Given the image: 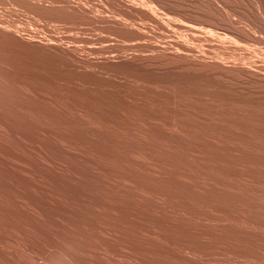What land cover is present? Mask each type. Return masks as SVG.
Instances as JSON below:
<instances>
[{
    "label": "rangeland",
    "instance_id": "374dc122",
    "mask_svg": "<svg viewBox=\"0 0 264 264\" xmlns=\"http://www.w3.org/2000/svg\"><path fill=\"white\" fill-rule=\"evenodd\" d=\"M66 2L83 3L89 24L53 27L0 5V184L75 181L152 250L129 262L264 264V92L253 91L264 50L245 39L262 33L260 4ZM63 36L77 60L41 54L38 39Z\"/></svg>",
    "mask_w": 264,
    "mask_h": 264
},
{
    "label": "bare ground",
    "instance_id": "6f19581e",
    "mask_svg": "<svg viewBox=\"0 0 264 264\" xmlns=\"http://www.w3.org/2000/svg\"><path fill=\"white\" fill-rule=\"evenodd\" d=\"M256 1L257 3L260 4L261 11L264 17V0H256ZM4 3L11 4V6H14L11 7L13 9H15L16 7L20 11H24L25 13L30 12L31 15L35 16L36 18H39V20L44 19L42 21H49L50 22L49 25H52L53 27L56 25L55 23H57V21L59 22L60 20L63 21L62 23H64V21L65 22L69 21L68 24L72 22V25L76 24L78 27V24H85V25L89 24V19L91 18L89 16V10L86 9L84 5H82L83 3L82 4L74 3V7H73V3L66 2V0H61V2L59 3L54 2V0H0V5ZM51 21L52 23L55 22L53 23L55 25H53ZM44 23H45L44 25L48 26L46 22ZM110 24H111L110 30L119 31L120 28H122L121 25L116 21H112L110 22ZM65 25L66 23H64L62 27ZM72 25L69 26L71 27ZM127 34L131 35L132 33L127 32ZM68 39H72V38L69 36H63L62 38L56 39L52 42L48 40L38 39L39 41L38 43L42 44L45 48V49H40L41 54L52 55L56 53H62L77 60L72 54V52L66 46L65 41ZM245 39H247L248 42L256 49L261 48L262 50H264V28L262 29L261 35H259L258 37H255L253 35V37L245 38ZM209 43H210L209 46L214 50L222 51L225 52L226 54H231L230 50L232 46H228V44H230L229 42L211 41ZM232 43L233 42H231V44ZM49 57L54 61H61L56 56H49ZM254 66L256 67L259 66V69H264V62L262 63L260 62L259 65H254ZM208 76H211V74ZM216 81L218 80L216 79ZM259 84H264V80H262L261 83ZM225 86L227 87V85ZM256 88L258 89L253 90L255 93L262 94V92H264V86L261 89L257 85ZM259 95L260 94H258V96ZM262 95L263 96L260 97H263L264 99V94ZM253 96L251 97L252 99L255 97ZM258 96H256L255 98H257ZM261 101L264 102L263 100ZM159 131L160 133L163 132L165 135L173 137L172 133L163 130H159ZM133 138L138 143L139 142L141 143V140H139V138L137 139L136 136H133ZM129 140L131 141V138ZM214 145H216L217 147L220 146L217 144ZM235 147H239V146H235ZM118 157L120 159V156ZM141 168L143 170L145 166H141ZM87 169L93 171V167L90 165H87ZM144 170L149 174L151 171H152L151 174L153 175L157 174V172H155L154 169L153 170L151 169L150 172H149L150 168L148 170L146 169ZM54 171L56 170L54 169ZM76 179L78 180L79 177ZM123 185L131 189L130 185L129 186L125 184ZM69 194H71L72 196L75 195V198L77 199L73 198L75 201L72 200V197L67 196ZM141 196L145 197L144 195ZM122 226L123 224L121 217H119V215L115 213V211H112V209L107 205L105 201L91 198V196L89 197L84 193L83 189L81 190L80 187L77 184H75V181L74 182L58 181V183L55 184H49V183L41 184L38 182L35 183L34 181L0 184V264H138L136 263L135 260L129 262L127 260V257L129 255V258L132 256L134 259L135 254L132 255V253L134 252L136 253L139 251V249L144 248L139 245V234L134 233L135 232L134 231L133 232L134 234L130 235L129 233H131L133 230L131 232L130 231L127 232L129 229L128 230L126 229L127 230L126 231L123 228L124 226L123 227ZM208 234L211 236L216 235L213 232H209ZM262 243L264 242L262 241ZM253 246L255 248L261 247L258 244H256V246L255 245ZM144 249L152 252L150 248H144ZM125 257L127 261H124ZM130 260H132V258H130ZM138 262H139V258H138ZM140 263L143 264V262Z\"/></svg>",
    "mask_w": 264,
    "mask_h": 264
}]
</instances>
